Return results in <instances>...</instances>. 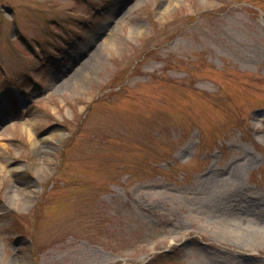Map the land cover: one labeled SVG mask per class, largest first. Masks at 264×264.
<instances>
[{
  "label": "rangeland",
  "instance_id": "rangeland-1",
  "mask_svg": "<svg viewBox=\"0 0 264 264\" xmlns=\"http://www.w3.org/2000/svg\"><path fill=\"white\" fill-rule=\"evenodd\" d=\"M0 264H264V0H0Z\"/></svg>",
  "mask_w": 264,
  "mask_h": 264
}]
</instances>
